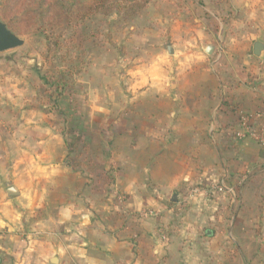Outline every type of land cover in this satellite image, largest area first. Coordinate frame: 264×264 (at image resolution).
I'll return each instance as SVG.
<instances>
[{"label":"crops","instance_id":"obj_1","mask_svg":"<svg viewBox=\"0 0 264 264\" xmlns=\"http://www.w3.org/2000/svg\"><path fill=\"white\" fill-rule=\"evenodd\" d=\"M255 8L264 37V13L260 19ZM207 21L189 30L173 69L148 68L129 82L124 108L87 109L88 126L77 110L70 135L57 121L9 122L0 97V117L8 118L0 124V264H264V184L253 182L264 175V151L238 137L259 129L243 125L239 111L264 109L247 72L263 76L264 52L256 56L254 45L264 38L253 36L256 66L229 63L214 77L203 59L211 55L206 39L220 32ZM97 117L108 122L101 130L92 125ZM81 134L97 155L77 150ZM86 164L95 168L76 167ZM224 176L230 191L207 189ZM199 182L202 191L191 195Z\"/></svg>","mask_w":264,"mask_h":264},{"label":"rangeland","instance_id":"obj_2","mask_svg":"<svg viewBox=\"0 0 264 264\" xmlns=\"http://www.w3.org/2000/svg\"><path fill=\"white\" fill-rule=\"evenodd\" d=\"M249 1L247 5L248 0H143L137 1L139 6L132 11V5L125 0H108L117 7L113 12L82 18L78 12L68 16L65 0L57 7L53 0H0L1 20L24 40L21 46L0 52V97L4 96V105L11 107L9 122L57 121L69 128L70 135V124L75 125L81 118L80 126H88L87 109L109 106L112 114L119 111L129 104L124 100L129 96V82L151 66L165 64L173 69L174 60L179 62L186 51L189 30L192 28L196 34L194 29L205 19L208 27L220 32V36L206 39L213 50L202 58L214 77L229 63L250 60V65L256 66L259 61L251 52L253 36L256 40L264 37L258 33V23L249 10L255 5L263 19L264 0ZM232 37L239 41L229 43ZM169 44L175 50L173 54L167 50ZM249 69L252 81L264 76L256 68ZM168 72L172 71L168 68ZM262 88L258 84L255 93ZM77 110L81 118H76ZM7 119L0 117V124ZM95 119L94 129L101 130L108 123L101 117ZM85 135L81 134L78 141L74 139V145L84 151L85 157L89 152L97 155L99 149H86L91 138ZM76 167L95 168L87 164ZM109 174L105 184L113 180L114 173ZM255 177L253 182L264 184L262 173H255ZM107 189L112 191L113 187L109 185ZM186 190L187 187L181 191L182 209L188 203ZM113 198L117 202L114 195ZM258 232L263 230L256 229ZM234 251L242 253L238 248Z\"/></svg>","mask_w":264,"mask_h":264},{"label":"built area","instance_id":"obj_3","mask_svg":"<svg viewBox=\"0 0 264 264\" xmlns=\"http://www.w3.org/2000/svg\"><path fill=\"white\" fill-rule=\"evenodd\" d=\"M254 81H255L254 82L255 83V86H254L255 89L257 88L258 84L263 85L262 93L264 95V76L254 80ZM239 121L243 125H246V126L248 125L249 122H252V121H253V124L255 122L259 124V129L249 130L247 133L239 134L238 137L241 140V139L247 138V135H248L249 138L258 142L264 151V109L257 112L254 115H245L241 111H239ZM260 123H262V124H260ZM201 185H202V183L199 182L197 185L193 186L194 188L191 189L190 194L194 195V194L200 193L202 191ZM207 189L213 191L214 193H225L226 191L231 190V188L227 184L225 176L214 180L211 184L208 185ZM188 197L190 198V195H188L186 198H188Z\"/></svg>","mask_w":264,"mask_h":264},{"label":"trees","instance_id":"obj_4","mask_svg":"<svg viewBox=\"0 0 264 264\" xmlns=\"http://www.w3.org/2000/svg\"><path fill=\"white\" fill-rule=\"evenodd\" d=\"M53 1L55 2L54 4L56 5V7L58 5H62V0H53ZM65 1L67 2L68 16H71L75 12H78L77 16L82 18L90 16L91 14H95V13L109 14L113 12L115 8H117L116 6L109 4L108 0H65ZM125 1L126 3H130L132 5L131 8L132 11H135L139 6L138 5L139 2L137 1H143V0H125ZM119 8H121V4H119ZM68 21H70L69 18ZM261 110H263V108Z\"/></svg>","mask_w":264,"mask_h":264},{"label":"water","instance_id":"obj_5","mask_svg":"<svg viewBox=\"0 0 264 264\" xmlns=\"http://www.w3.org/2000/svg\"><path fill=\"white\" fill-rule=\"evenodd\" d=\"M24 43V40L21 39L17 34H15L8 25L3 22L0 18V52L7 51L10 49L17 48ZM167 50L170 54L174 53V48L169 44L167 45ZM213 50V46H209L207 48V53L211 54ZM264 52V43L263 42H256L254 45V53L256 56H261ZM172 87H175V82H173ZM14 188L11 187L9 194H15ZM207 235H212V230H207Z\"/></svg>","mask_w":264,"mask_h":264}]
</instances>
